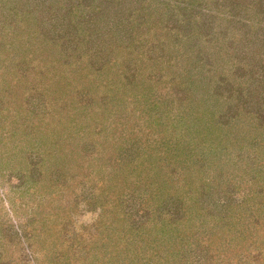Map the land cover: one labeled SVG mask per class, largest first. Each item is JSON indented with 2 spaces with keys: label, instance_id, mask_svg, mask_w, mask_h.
Here are the masks:
<instances>
[{
  "label": "rangeland",
  "instance_id": "1",
  "mask_svg": "<svg viewBox=\"0 0 264 264\" xmlns=\"http://www.w3.org/2000/svg\"><path fill=\"white\" fill-rule=\"evenodd\" d=\"M0 264H264V0H0Z\"/></svg>",
  "mask_w": 264,
  "mask_h": 264
}]
</instances>
